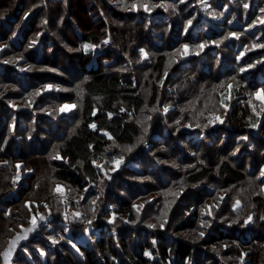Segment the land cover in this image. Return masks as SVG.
Here are the masks:
<instances>
[{"label": "trees", "instance_id": "obj_1", "mask_svg": "<svg viewBox=\"0 0 264 264\" xmlns=\"http://www.w3.org/2000/svg\"><path fill=\"white\" fill-rule=\"evenodd\" d=\"M135 1L138 0H133L134 3ZM153 1L158 2V0ZM166 1L170 2V0ZM118 3V6L112 4L114 7H110L111 0H0V44L8 43L7 48L10 49V53L5 59L11 60L7 65H0V162L4 164L0 166V261L2 252L7 246L3 245V237H11L16 232L10 231L8 236V233L3 231L5 227L15 225L17 221L23 222L25 227L30 225L27 221L30 214L24 203L27 199L39 205L45 201L58 214L57 210L61 205L53 196L54 184L62 183L78 190L79 193L87 187L95 186L98 189L101 175L94 162L105 158V151L110 145L136 147L143 136L139 123L140 116L144 111H150L152 108L156 114V110L160 108L162 95L159 83L165 74L167 58L164 54L154 51L162 50L164 43L156 41L157 45L160 42L162 46L155 45L152 42L153 31H147L144 20L139 21L135 11L126 13L128 6L124 5L125 8L121 9L122 3ZM95 9L99 10V14H96L98 19L94 23L89 14ZM28 13L32 15L26 17ZM41 17H46V21L39 29L36 23L39 24ZM240 30L244 29L238 28L239 34ZM38 33H43L39 39L35 38ZM243 33L245 37L241 35L242 39H239V42L244 46L259 34L256 32L253 37L246 31ZM104 38L112 39L109 47L104 45ZM180 39L187 41L185 38ZM37 40L41 42L42 49H30L29 44ZM16 41L26 42L28 50L23 49L22 45L15 46ZM174 42V40L169 42L167 51L174 48ZM237 42L234 41L233 45ZM142 43L152 53L154 52L152 73L143 83L139 80L135 82L129 75V72L134 75L137 68H144L137 51ZM67 44L78 50L80 44H101L104 48L103 53L96 57L97 64H94L91 52L86 54L83 51H75L74 55H68ZM230 49L231 47H226L223 53ZM115 51L120 53L117 55ZM10 56L13 58L9 59ZM20 56H28L30 61H25L27 64L35 63L39 73H29L31 72L29 71L26 76L16 74L12 62ZM198 61L197 58L195 60L197 65ZM204 66L202 68L199 63L200 72L196 71L195 67L189 66L183 71L181 68L176 80L174 77H169L170 83L174 82L171 87L178 91L177 88L180 89L181 85H185L184 88L188 89L186 91L189 96L195 91L197 80L201 81L207 74L209 77H215V84L220 85L219 88L213 89L217 97L226 98L232 92L231 99L240 97V100L232 104L230 111L227 112L224 124L226 129L222 130V136L210 135L212 140L210 145L209 141H203L193 150L196 152L195 156L188 157L187 151L183 158L181 157L182 160L178 159L174 164L183 168L173 176L182 177L181 182L189 186L187 189L191 192L184 206L175 208L172 215L174 209H169L168 222L164 223V230L159 227L151 231L150 227L155 221H146L147 218L139 220L134 207L136 197L139 194L143 195L146 187L134 189L129 186L131 181L124 179L121 183L115 184V190L125 186L133 201L125 200L118 193L115 201L114 197L108 196L107 202L113 200L111 203H117L116 211L120 215L119 218L127 217L130 223L139 220L141 225L145 223L146 226L130 229L122 235L115 236L111 233V228L97 224L101 226L99 240L93 244H78L80 255H77L66 243L63 253L56 257L51 256L49 263L236 264L239 260L245 259L248 264H264V177H262L264 115L261 119L255 118L248 104L244 103L247 99L243 95L248 92L242 91L244 86L239 84V78L235 77L234 72L223 67L216 73L215 61L210 64L205 62ZM178 71L179 69L175 70L176 73ZM73 74L81 80L82 99L78 115L67 119L69 131L59 129L53 131L41 125V122L39 126H35L43 131L34 136V141L29 142V146H24L23 140L18 142L15 139L11 142L13 134L9 125L7 126V121L3 119L5 115L12 116L11 110L10 113L7 111V104L2 102V98L8 95L10 100L21 99L23 97L21 93L31 90L30 86L34 84L33 82L36 80L37 84H41L38 83L39 81L45 82L39 80L44 75V80L49 77L56 85H59L57 81H61L65 83L64 87H70L72 78L75 77ZM194 74H200L201 78L197 79ZM28 80H33L31 81L33 84L26 85ZM4 84L10 85L6 93H4ZM141 84L143 87L140 88ZM249 84L258 86L256 81ZM37 91L31 97L34 101L47 100L48 95H39ZM147 91L149 94L145 95ZM50 98H58L57 102L62 100L55 94L50 95ZM169 103L172 102L167 100V104ZM174 104L176 109L172 114L177 115L180 103ZM28 114L30 113L20 112V116ZM190 121L197 126L195 120L190 119ZM256 123H258L257 127L253 128ZM18 129L23 135L27 130L24 125ZM223 134L227 141L221 144ZM246 136L254 142L253 150L247 148V142L243 139ZM55 142L57 145L53 146ZM180 148L183 150V147ZM17 163H23L21 172L27 168L31 170L30 174L23 178L17 191L13 192ZM171 169L173 167L165 170L161 175L158 170L152 174L151 169L146 168L139 177L150 174L155 179H160L164 186L167 184L163 180L166 179L169 171H172ZM31 182V186L34 185L33 183L39 185H35L37 189L33 186L29 188ZM213 184L220 185L221 190L226 193L225 198L221 200L219 208H213V212L204 217L201 211L205 204L204 193L206 191L208 196H211L214 195L213 192L206 188L195 192L189 189ZM11 206V213L5 216L7 208ZM155 208L148 207L153 212ZM20 218H25L26 222ZM201 232L205 235H201ZM33 240L34 237L22 248L29 246L28 248L34 249L31 246ZM22 250L16 256V262ZM217 253L220 257L216 256ZM23 264H29V261L23 259Z\"/></svg>", "mask_w": 264, "mask_h": 264}, {"label": "rangeland", "instance_id": "obj_2", "mask_svg": "<svg viewBox=\"0 0 264 264\" xmlns=\"http://www.w3.org/2000/svg\"><path fill=\"white\" fill-rule=\"evenodd\" d=\"M118 2L123 5L121 9L125 8L124 5L128 6L126 13L135 11L138 20H144L147 31H153L154 41H150L154 42L155 45H157L156 41L164 43L162 50L154 51L164 54L167 58L165 74L161 77L159 83L162 95L160 108L156 110V114L152 108L150 111H144L140 116L139 123L142 127L140 129L143 136L139 139L136 147H112L110 145L105 151V158L94 162L101 175V184L98 189L95 186L87 187L79 193L78 190L62 183L54 184L52 193L55 200L61 205V208L57 210L58 214L45 201L41 205L33 203L29 199L24 202L26 210L30 214L27 221L30 225L36 224V226L25 234L23 231L27 227L23 225V222L17 221L15 225L11 224L8 228L5 227L3 231L8 233V236L10 231L15 230L16 232L11 237L4 236L2 242L3 245L8 246L10 241L15 240L17 237L20 238L21 235L25 238L34 237V240L31 241V246L34 249L28 248L29 246L22 248L18 261H15L14 264H23V259L28 260L29 264H54L49 263L51 261L50 257L61 255L66 243L75 250L77 255H80L78 244H93V242L99 240L101 226L99 227L97 224L111 228V233L115 236L122 235L130 229L146 226L145 223L141 225L139 221L141 218H147L146 221H155L150 227L151 231L159 227L161 230L165 229L164 223L168 222L169 209H174L171 212L172 215L175 208L184 206L185 200L191 194L187 189L189 186L181 182L183 178L173 176L183 168L174 166V164L178 159L182 160L181 157L183 158L187 151L189 152L188 157L195 156L196 152L193 150L197 149L198 146L196 147V145L200 146L203 141H209L210 145L212 143L210 135L222 136V130L226 129L224 126L225 116L230 111L232 104L238 103V100H240V97L232 100V92L226 98L221 97L220 99L217 97L213 89L219 88L220 85L215 84V77H209L207 74L201 81L197 80L201 78L200 74H194V77L197 78V85L195 91L189 96L187 95L188 91H186L188 89L184 88L185 85H181V88H177L178 91H175L171 87L174 82L171 81L170 83L169 77H174L176 80L181 68L183 71L186 67H195L196 71L200 72L199 63L204 68L205 62L210 64L212 61L216 62V73L226 67L235 73L236 78H239V84L244 86L242 91L248 92L243 95L247 99L244 103L248 104L255 118L261 119L264 115V0H170V2L166 0H158V2L138 0L135 3L133 0H111L110 7L118 6ZM145 6H147V11ZM90 13L89 15L95 23V20L98 19L96 14H99V10L95 9ZM30 15L32 14L28 13L26 17ZM45 21L46 17H41L39 24L36 23V27L40 29ZM189 21H191L190 24ZM238 28L244 30H240L239 34L237 32ZM243 31L248 32L253 37L256 32L259 34L256 38L254 37L253 41L246 43L244 46L239 42V39H242L241 35L245 37ZM233 33L235 35H232ZM42 34L38 33L35 38L39 39ZM180 38H185L187 41ZM172 40L175 41V46L167 51L166 48L170 46L169 42ZM236 40L238 42L233 45ZM13 42H15V39ZM103 43L109 47L112 44V39L104 38ZM158 43L157 46H162L160 42ZM20 45L23 49L28 50L26 42L16 41L15 46L21 47ZM29 45L32 50L42 49L39 40L32 41ZM85 45L90 44H80L78 50L67 44L68 55H74L75 51H83L86 54L91 52L94 57L92 62L97 64L96 57L103 53L104 46L93 44L94 47L85 48ZM185 45L188 46L187 49L184 48ZM200 45H203V47H200ZM7 47L8 43L0 44V56L4 54L0 57V60L3 59L0 61L1 66L7 65L8 61H11L5 59L8 58L7 55L10 53V49ZM138 47L137 51L139 52L140 61H142L141 65L144 68H137L134 75H131L132 72H129V75L135 82L139 80L143 83L144 79L152 73L154 66V56L152 55L154 52L152 53L143 43ZM226 47H231V49L223 53ZM141 50L147 55H142ZM115 53L118 55L120 52L115 51ZM12 58L13 56L9 57V59ZM197 58L199 59L198 65L195 62ZM25 60L30 61L28 56H20L17 60L13 59L12 65L16 74L26 76L29 71H31L29 73H39L35 63L33 65L27 64ZM177 69L179 71L176 73L175 70ZM44 76L39 78V80L45 81L38 82H41V84H37V80L33 82L34 84L31 82L33 80L26 81V85L33 84L30 86L32 89L23 94L21 93V97L23 96L21 99L10 100L8 95H5L6 98H2V102L7 104V111L11 110L12 116H3L13 134L10 139L11 142L15 139L18 142L23 140L22 144L29 146V142L34 141V136L43 131L41 128L36 127L41 122V125L53 131L55 129L69 131L67 119L75 117L76 114L78 115L82 99L81 80H78L79 78L74 75L72 87H64V82L57 81L59 85H56L52 81L53 79L51 80L49 77L44 80ZM206 80L207 82H205ZM255 81L258 86L249 84ZM49 85H51V88L47 87ZM3 86L4 93H6L10 85L4 84ZM141 87H143V84H141ZM36 90H38L37 94L39 95H48L47 100L49 102L47 100L41 102L38 99L37 102L34 101L31 97L35 95ZM52 94L60 96L62 100L57 102L58 98H50ZM148 94L149 91L145 95ZM167 100L172 103L167 104ZM174 103H180L177 108V115L172 114L176 109ZM19 111L23 114L25 112L30 114L20 116ZM190 119L195 120L198 123L197 126H194ZM21 125H24V128L27 129L24 135L18 129ZM257 125L258 123L253 128ZM224 134L221 144L227 141L226 134ZM42 139L44 140L43 136ZM243 139L247 142V148L253 150L254 142H252V139L248 136ZM192 140H194L193 143ZM184 143L186 144L184 145ZM56 145L55 142L53 146ZM180 147H183V150ZM116 161H119V163H116ZM1 163L3 162H0V166H4ZM16 166L19 167L14 173L13 186L15 189L13 192L17 191L23 178L29 175L31 170V168H27L21 172L23 163H17ZM170 167H173V169L169 171L166 179L163 180L167 184L164 186L160 179H155L150 174L139 177V174L144 172L146 168H150L152 174H155L154 172L158 170L163 175L164 171ZM262 173H264V170ZM124 179L131 181L129 186L134 187V189L135 187L141 189L146 187L145 194H139L134 202L135 214L139 218L135 223H130L127 217L119 218L120 215L116 211L117 203H111L113 200L107 202L108 196L114 197L115 201L118 193L125 200L133 201L125 186L115 190V184L121 183ZM31 184L32 182L29 183V188L33 186L34 189H37L35 185L39 186L36 183H33L32 186ZM205 188L213 192L214 195L208 196L206 191L204 193L205 204L201 209L204 217L209 216L211 211L213 212V208H219L220 202L226 194L221 190L219 184L191 187L189 190L195 192ZM12 206L7 208L5 216L11 213ZM149 206L156 207L154 212L149 210L150 208L148 209ZM158 216L160 219H158ZM23 219L26 222L25 218H20V220ZM38 237L40 239H37ZM216 256L220 257V254L217 253ZM0 264H4V262L0 261ZM236 264L248 263L245 259H241Z\"/></svg>", "mask_w": 264, "mask_h": 264}, {"label": "water", "instance_id": "obj_3", "mask_svg": "<svg viewBox=\"0 0 264 264\" xmlns=\"http://www.w3.org/2000/svg\"><path fill=\"white\" fill-rule=\"evenodd\" d=\"M51 219V218H50ZM36 226V224L29 225L23 233L29 232V229H33ZM24 234V235H25ZM28 236V235H27ZM17 237V236H16ZM33 237L25 238L21 235V237L15 238V240L10 241L8 246L4 249L1 261L4 262V264H14V261L16 259V256L18 255L19 251L22 249L24 245H26ZM5 253H7V256H5Z\"/></svg>", "mask_w": 264, "mask_h": 264}, {"label": "snow or ice", "instance_id": "obj_4", "mask_svg": "<svg viewBox=\"0 0 264 264\" xmlns=\"http://www.w3.org/2000/svg\"><path fill=\"white\" fill-rule=\"evenodd\" d=\"M133 7H135V5H133ZM145 10L147 11V6H145ZM191 23V21H189V24ZM232 35H235L234 33L232 34ZM85 48H90V47H94V46H92V45H85L84 46ZM187 45H185L184 46V48L185 49H187ZM200 47H203V45H200ZM141 53H142V55H144V56H146L147 54L146 53H144L143 52V50H141ZM48 88H51V85H49V86H47ZM63 110V109H62ZM165 111H166V109H165ZM91 127H95V125H91ZM246 139V138H245ZM130 150V149H129ZM54 158H58V157H54ZM116 163H119V161H116ZM19 167V166H18ZM262 175H264V173H262ZM237 206H239V201H237ZM249 219H251V217H249ZM162 226V225H161ZM32 229H29V231H31ZM201 235H203V233H201ZM54 243L56 242V241H53ZM5 256H7V253H5Z\"/></svg>", "mask_w": 264, "mask_h": 264}]
</instances>
